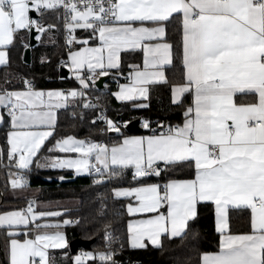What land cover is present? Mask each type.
<instances>
[{
    "label": "snow or ice",
    "instance_id": "obj_1",
    "mask_svg": "<svg viewBox=\"0 0 264 264\" xmlns=\"http://www.w3.org/2000/svg\"><path fill=\"white\" fill-rule=\"evenodd\" d=\"M61 6L66 12L69 45H88L92 38L78 41L73 34L76 29L91 30L101 43L69 53V67L81 90L45 92L36 90L27 79L23 81L25 90L0 89V124L9 126V162L28 169L54 135L55 110L66 106L69 97L83 98L82 89L97 76H107L108 70L121 74L122 51L142 50L143 66L129 65L130 83L121 84L113 95L120 101H147L149 85L168 82L164 68L173 64L168 26L180 17L184 82L173 84L171 93L172 103L177 105L184 104L185 94L191 96L183 110V123L165 129L161 122L159 128L164 130L157 132L144 120L143 127L151 135L124 136L111 147L69 135L56 140L48 151L76 153L75 158L53 156L50 164L37 162V166L94 173L93 183L97 184L132 169L138 186L112 191L116 197L136 202L127 205L129 215L149 214L146 219L128 222L129 243L134 249L146 248L145 241L160 247L164 235L181 237L198 218V205L211 203L219 250L204 252L200 264H264V0H0V65L8 64L7 49L20 30L45 32L30 11L40 13ZM23 39L21 36V42ZM23 46L29 47L27 43ZM85 68L87 77L81 74ZM237 94H254L255 102L237 103ZM84 107L94 105L85 102ZM134 107L147 108L148 104ZM101 119L107 131L120 133L113 120ZM3 151L0 149V156ZM184 166L193 171L192 178H171ZM153 177L161 182H142ZM10 183L13 189L26 185L20 178ZM229 209H250L251 233L231 234ZM60 215L37 211L34 201L26 209L0 213V228L9 229L10 238L4 264H50L47 250L65 249L66 236L59 230L41 231L60 229L61 223L37 221ZM72 223L76 221H62L63 225ZM21 228L25 238H12ZM33 233L34 238H28ZM104 240L110 248V232L105 231ZM114 256L111 250L83 252L74 264L97 259L102 264H120Z\"/></svg>",
    "mask_w": 264,
    "mask_h": 264
},
{
    "label": "trees",
    "instance_id": "obj_2",
    "mask_svg": "<svg viewBox=\"0 0 264 264\" xmlns=\"http://www.w3.org/2000/svg\"><path fill=\"white\" fill-rule=\"evenodd\" d=\"M37 20L45 26V32L41 39L32 48V62H24V43L29 45V31H20L13 45L9 47L10 61L0 68V89L24 88V79L32 82L35 88H74L77 82L72 77H60V61L66 60L69 50L66 49L64 37V14L62 8L44 9L38 13ZM53 25L54 27H48ZM82 30H78L81 34ZM169 41L173 43V64L166 68L167 83L153 85L147 108H134L131 102H119L113 92L121 82L126 81L128 73L132 70L129 65L140 64L143 59V52L139 50L127 51L122 54L121 74H114L111 71L106 85L103 89L91 86L87 93L80 98L77 104L59 110L58 122L54 135L50 137L34 162L28 169H19L14 162H9L7 157L6 133L9 130L8 124L0 126V149L3 155L0 156V213L8 208L5 203L8 201L5 195L11 189L10 177L13 172H21L28 177L25 181L29 186L41 188L39 199H58L75 197L80 203L77 208L72 209L66 215L78 217L76 223L65 226V231L70 241L76 238L94 240L92 252L105 251V231L113 232L115 236V247L121 250L116 256L120 264H200L204 252H212L219 249V233L215 230V209L211 203L198 205V218L186 230L181 237L167 238L163 236L162 246L147 245L146 248H132L128 243V214L126 212L125 199H118L113 194V189L124 186H134L137 182L132 179V169H127L119 177H114L103 183H93L94 173L76 175L70 169H51L48 166L38 167L47 163V156L55 151L49 152L56 140L72 135L84 137L95 141H105L110 144L118 143L124 135L137 131H127L126 124L136 118L150 122L152 129H159L162 122L164 126L183 123V110L191 101V96L186 94L183 105L172 103L171 88L173 84L183 83V67L180 56L181 23L177 17L168 26ZM23 36V42L20 37ZM5 81L8 83L6 84ZM97 96L98 99L108 107L111 115L117 119L123 127L120 133L101 131L102 122L99 120L98 107H84L87 102L92 105L90 96ZM252 98V97H251ZM250 100L238 96V102ZM95 121V123H93ZM127 122V123H125ZM142 133L152 134L149 129L143 127ZM193 171L187 166L176 169L171 178L188 179L192 178ZM60 177H64L63 180ZM143 183L161 182L156 178L145 179ZM4 192V195L1 194ZM27 199L11 201L20 206L25 204ZM18 205V206H19ZM230 231L242 233L251 231L250 209H230ZM107 226V227H106ZM8 229L0 228V249L2 258L0 264L6 261V248L9 237ZM195 234V235H194ZM67 252L73 254L70 249L54 250L53 256ZM129 260L126 262V260ZM60 264V263H57ZM63 264V263H62ZM65 264H74L72 260ZM86 264H102L98 259Z\"/></svg>",
    "mask_w": 264,
    "mask_h": 264
},
{
    "label": "crops",
    "instance_id": "obj_3",
    "mask_svg": "<svg viewBox=\"0 0 264 264\" xmlns=\"http://www.w3.org/2000/svg\"><path fill=\"white\" fill-rule=\"evenodd\" d=\"M30 15V14H29ZM31 17V16H30ZM65 25L64 24V28H63V32H64V29H65ZM147 26H151V25H147ZM78 30H82V33L81 34H78ZM20 31H24V30H20ZM30 33V32H29ZM39 34V33H38ZM30 35V34H29ZM75 36L77 37V40H83V39H88L89 37H92L91 39H89L88 41V45H83L81 43H74L72 49L69 50L68 52V55H67V59H66V66L69 68L70 70V74L69 76L72 77L73 79L76 80V77H75V73L74 71L69 67L70 65V61H69V53L72 52V51H77L79 48H82V47H98L100 46V40L98 38V36H92V33H91V30H84V29H76L75 30ZM11 46V45H10ZM9 46V47H10ZM9 47H8V52H9ZM136 50H139V51H142L140 49H136ZM127 51H134V50H126V51H122L121 52V56L124 52H127ZM9 61H10V53H9ZM9 63V62H8ZM141 67L143 66V59H142V62L139 64ZM4 66V65H0V68ZM170 66V65H167L165 66L164 68V72L166 74V68ZM99 71V70H97ZM109 71V74L111 71L113 70H108ZM81 74L84 75L85 77H87L89 75L88 71H87V68L83 69L81 71ZM108 74V76H109ZM101 76H98V79L100 78ZM167 77V76H166ZM97 79V80H98ZM108 79V78H107ZM76 82L78 83L76 87H74L75 89L77 90H81V86L79 84V82L76 80ZM130 83V79L128 78L126 81L124 82H121L118 87L116 88V90L113 92L116 93L120 90V85L121 84H129ZM164 82H159V83H154V84H151L148 86L149 88V98H150V94H151V88L153 85H157V84H163ZM105 85H106V81H105ZM91 86H96V82L93 83V81H89V87L90 88ZM105 87V86H104ZM87 88V89H88ZM98 88V87H97ZM36 90H43L45 92L49 91V90H63V91H67V89H63L61 87H56V88H35ZM69 89H73V88H68ZM87 89H82L85 93H87ZM8 90H25V87L24 88H14V89H8ZM186 95V94H185ZM238 96H242V97H245V98H250V100H246V101H240L238 102ZM252 97V98H251ZM81 97H77L76 99H72L71 97H69V101L67 103L66 106L64 107H61V108H57L55 111H56V114H57V122H58V113H59V110L61 109H64V108H67L73 104H77L79 102ZM116 98V97H115ZM171 99H172V93H171ZM235 101L237 103H249V102H255V96L254 94H250V95H244V94H237L236 97H234ZM118 100V99H117ZM119 102H131L132 103V107H134V105H137V104H141V103H147L148 106H149V99L147 101H144L142 100L141 98H136L132 101H120L118 100ZM134 108H138V107H134ZM0 111H3L2 109H0ZM142 124V123H141ZM2 124H0L1 126ZM143 127V125H142ZM142 131V130H141ZM141 131H137V132H134V133H130V134H127V135H124V136H147V135H151V134H144L142 133ZM124 136L121 138V140L118 142H122ZM75 138L77 139H83V140H91V141H94V142H99V141H95L93 139H89V138H80V137H76L74 136ZM62 139V138H61ZM47 141V140H46ZM45 141V143H46ZM113 144H116V143H113ZM113 144H108L109 147H111ZM44 146V145H43ZM42 146V147H43ZM55 152L52 153L51 155L47 156V163L46 164H50L51 163V157L53 156H60V157H66V156H71L73 158H75L78 154L76 153H61L59 152L58 150H54ZM35 157L33 158V161H34ZM32 165V164H31ZM30 165V166H31ZM29 166V167H30ZM49 168L51 169H60V168H52L50 166H48ZM67 169V168H65ZM70 170H73L74 173L76 175H85V174H89V173H80V174H77L75 172L74 169H70ZM16 173V171H15ZM21 173V172H20ZM13 179L12 175L10 177V180ZM152 183H157V182H152ZM135 186H138V185H134V186H124V187H118V188H125V187H135ZM3 193L4 195V192H1V194ZM41 193V188L40 187H35V186H29L26 185L24 187H21V188H16V189H13L11 187V189L6 193L5 197L6 199H8V201L5 203V206H8V208L4 211H2L1 213H4V212H7V211H13V210H19V209H26L29 202L30 201H34L35 202V209L37 211H51V212H60L61 215L58 216V217H46V218H43V219H40L38 220L37 222L38 223H49V224H56V223H61V227L60 229H56V228H48V229H41V231H47V232H55L57 230L59 231H62L65 236H66V240H67V248H69V245H70V239L68 238V235L65 231V226L66 225H63L62 224V221L65 220V219H68L70 220V218L66 215L69 211H71L72 209H75L78 207L80 201L79 199L75 198V197H65V198H58V199H46V200H42V199H39L38 198V195ZM114 194V193H113ZM115 196V195H114ZM116 197V196H115ZM118 199H125L126 200V204H125V208H126V212H127V205L129 203H133L135 204L136 202L131 199V198H125V197H116ZM23 199H27V201L25 202V204L23 205H19L18 203L16 202H11V201H18V200H23ZM19 205V206H18ZM230 210V209H229ZM128 214V212H127ZM148 215L149 214H135V215H129L128 214V222L129 221H136V220H139V219H146L148 218ZM128 222H127V228H128ZM9 231V229H8ZM20 232L19 235L15 236V237H12V238H16V239H20V240H23L25 237L23 235V231H25L23 228L19 229L18 230ZM252 231V230H251ZM250 232H242V233H251ZM242 233H232L231 234H242ZM165 236V235H164ZM28 238H34V233L33 234H30V236ZM162 238L163 236L161 237V242H162ZM10 239V238H9ZM9 239H8V242H9ZM8 242H7V245H8ZM128 243H129V233H128ZM145 243L147 245H151L150 242L148 241H145ZM130 245V243H129ZM131 247V246H130ZM70 249V248H69ZM54 250H62V249H52V248H49L47 251H48V255H49V260H50V264H57V263H60V264H65L67 262H69L70 260H72V262L74 263V259H75V255L78 253L79 249L76 253H71L73 254V256H70L67 252H62V253H59L57 256H53L51 254L52 251ZM219 250V249H218ZM216 250V251H218ZM83 252H92L91 250H87V249H82ZM216 251H212V252H216ZM94 253V252H93ZM38 259V258H37Z\"/></svg>",
    "mask_w": 264,
    "mask_h": 264
},
{
    "label": "water",
    "instance_id": "obj_4",
    "mask_svg": "<svg viewBox=\"0 0 264 264\" xmlns=\"http://www.w3.org/2000/svg\"><path fill=\"white\" fill-rule=\"evenodd\" d=\"M30 16L33 19H37L39 17V14L35 12V10L30 11ZM38 33H36L35 28L32 29L29 36V47L25 48L24 54H23V60L24 62L30 64L32 62V48L38 43L35 36ZM70 74V70L67 66H61L60 67V77L66 78ZM107 76H101L96 81V86L100 89H103L105 86V81L107 80ZM117 120H120V116L117 117ZM126 130L127 131H141L143 129L141 124V118H136L126 124ZM94 240H88V239H82V238H76L72 241H70V251L72 253H76L79 249H87L91 250L92 243Z\"/></svg>",
    "mask_w": 264,
    "mask_h": 264
},
{
    "label": "built area",
    "instance_id": "obj_5",
    "mask_svg": "<svg viewBox=\"0 0 264 264\" xmlns=\"http://www.w3.org/2000/svg\"><path fill=\"white\" fill-rule=\"evenodd\" d=\"M61 8H62V11H63V14H64V24H66V19H67L66 12H65V9L62 6H61ZM73 34L75 35V32ZM64 37H65V42H66V49L67 50L72 49V47H73L74 44L69 45L67 43V40H68V31L66 29V25H65V29H64ZM61 66H66V60L60 61V67ZM97 79H98V76L95 78L94 82H96ZM66 89L68 90V88H66ZM90 101H91L92 105L98 107V114H99L98 117H99V120L102 122L101 128H100L102 132L109 133V132H112V131H107L106 130L107 129V125H106L105 121L103 119H101V117H106L107 119L113 120L117 124V126L120 127V132L123 131V127L120 125V123L118 122V120L111 115V113L108 110V107L106 105H104L98 99L97 96L91 95L90 96ZM166 127L167 126H165V129H166ZM161 130H164V129L159 128L157 130V132H159ZM99 143H103V144H107V145L109 144L108 142H105V141H99ZM12 177H13V179L14 178H20L23 181H27L28 180V177L26 175H24L23 173H20V172L14 173L12 175ZM70 220L77 222L79 219H78V217H71ZM110 233H111V236H112V242H111L110 248H107V250H105V251L111 250V251L115 252L114 259H116V256L121 253V250L115 247V236H114L113 232H110ZM1 258H2V253H1V249H0V261H1ZM128 261L129 260L127 259L126 262H128Z\"/></svg>",
    "mask_w": 264,
    "mask_h": 264
},
{
    "label": "rangeland",
    "instance_id": "obj_6",
    "mask_svg": "<svg viewBox=\"0 0 264 264\" xmlns=\"http://www.w3.org/2000/svg\"><path fill=\"white\" fill-rule=\"evenodd\" d=\"M30 14V13H29ZM15 172H13L11 175H13ZM3 195V194H2ZM2 203V201H0V204ZM81 253H83V251H82V249L81 250H79L78 251V253L75 255V256H77V255H80Z\"/></svg>",
    "mask_w": 264,
    "mask_h": 264
}]
</instances>
